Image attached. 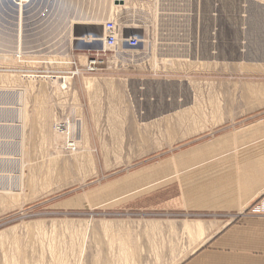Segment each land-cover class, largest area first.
I'll return each instance as SVG.
<instances>
[{
  "label": "rangeland",
  "instance_id": "obj_1",
  "mask_svg": "<svg viewBox=\"0 0 264 264\" xmlns=\"http://www.w3.org/2000/svg\"><path fill=\"white\" fill-rule=\"evenodd\" d=\"M117 1L120 36L139 35V48L83 41L105 37L100 0H36L22 27L0 5V97L8 90L16 109L0 113V264H180L239 216L159 201L207 176L212 163L174 172L189 154L222 157L244 130L264 134V63L246 48L264 33V0ZM101 48L103 69L92 73L88 57ZM60 75L69 77L58 91L49 77ZM78 118L85 141L73 153L54 137ZM147 183L148 202H131ZM170 187L157 200L153 191ZM263 201L244 214H263L254 211ZM198 225L208 228L196 242L185 229Z\"/></svg>",
  "mask_w": 264,
  "mask_h": 264
},
{
  "label": "crops",
  "instance_id": "obj_2",
  "mask_svg": "<svg viewBox=\"0 0 264 264\" xmlns=\"http://www.w3.org/2000/svg\"><path fill=\"white\" fill-rule=\"evenodd\" d=\"M260 131L261 127L257 131L244 130L239 134V137L242 138L240 143L243 145L238 144L237 147L233 145L232 151L228 152L229 149L226 156H213L218 158L219 165L202 169V175H207L199 176L202 182L193 183L186 188L180 186L178 188L180 194L175 195V197H179L178 200L174 199V202L170 203L168 198L174 197H167V201L161 202L165 204L159 207H179L187 211H226L239 215L238 217L233 216L232 221L227 224L225 232L221 234L218 230L214 233L210 240L211 243L205 246L208 249H204L205 247L200 244L192 253L195 256H191L192 258L190 257L188 261L185 260L186 262L183 261L180 264H264V213L252 215L248 212L244 214L249 207L256 205L264 197V134L256 133ZM228 145L230 146L229 141ZM225 162L226 165H223ZM182 168H176L174 172L177 173V169L185 170ZM198 168V166L188 167L186 170L196 169L198 171ZM198 172L196 173L198 174ZM150 187L137 188L136 190L139 191H135V196ZM200 226L198 225L196 230L185 229L186 233L196 242L207 235L208 227ZM182 230L179 231L180 237L184 233ZM154 232L161 234L162 230ZM210 235L208 234L209 237Z\"/></svg>",
  "mask_w": 264,
  "mask_h": 264
},
{
  "label": "bare ground",
  "instance_id": "obj_3",
  "mask_svg": "<svg viewBox=\"0 0 264 264\" xmlns=\"http://www.w3.org/2000/svg\"><path fill=\"white\" fill-rule=\"evenodd\" d=\"M51 1V0H50ZM64 1V0H63ZM247 1H250V0H247ZM33 2H36V0H26L25 2H21V3H18L17 4V2L16 1H14V0H0V5L1 4H5L9 9H11L12 11L11 12H14L15 14H16V18H17V20H20L19 21V23H18V26H20L21 25V27H22V21H23V16H24V14H25V10L27 9V7H29L30 5H31V3H33ZM59 2V1H58ZM57 3V2H56ZM63 3V2H62ZM118 1L117 0H100V2H99V7H100V9H101V11H100V16H96L97 18H96V20L97 21H106V20H113V21H115V23H116V27L118 28L119 26H121L119 23H118V18L116 17V13H117V5H118ZM58 4V3H57ZM60 4V3H59ZM58 4V5H59ZM72 4V3H71ZM80 4V3H79ZM4 5V6H5ZM57 5V6H58ZM252 6V5H251ZM40 7V6H39ZM47 7V6H46ZM64 7V6H63ZM250 7V6H249ZM253 8H257L258 10L259 9H261L259 6H256V5H254L253 4V6H252ZM64 9V8H63ZM48 10V9H47ZM10 12V13H11ZM62 12V11H61ZM90 12H91V10H90ZM30 13V12H29ZM15 14H13V15H15ZM70 14V13H69ZM98 14V13H97ZM26 15V14H25ZM51 15V14H50ZM54 15V14H53ZM13 17V16H12ZM64 17V16H63ZM42 18V17H41ZM52 18V17H51ZM61 18H62V16H61ZM86 19V18H85ZM2 20V19H1ZM64 20V19H63ZM25 21V20H24ZM30 21V20H29ZM73 21V20H72ZM86 21V20H85ZM34 22V21H33ZM32 22V23H33ZM61 22V21H60ZM74 22H75V20H74ZM3 24V23H2ZM36 24V23H35ZM46 24V23H45ZM54 25H56V24H54ZM85 25V24H84ZM16 26V25H15ZM26 26V25H25ZM51 26V25H50ZM32 27V26H31ZM45 27V26H44ZM58 27V26H57ZM20 28V27H19ZM24 28V27H23ZM33 28V27H32ZM50 28V27H49ZM54 28H55V26H54ZM127 28V27H126ZM129 29H135V28H133V27H128ZM33 31H34V28L32 29ZM14 31V30H13ZM19 31H21V28H20V30ZM25 31V30H24ZM52 31V30H51ZM26 32V31H25ZM28 32V31H27ZM49 32V31H48ZM132 32H134V31H132ZM9 34V33H8ZM25 34V33H24ZM50 34V33H49ZM264 34V33H263ZM263 34H256V33H254V39L253 40H251V41H249V42H246V44L248 43H252V42H254V43H261V44H264V35ZM14 35V34H13ZM18 35H22V34H18ZM35 35V34H34ZM25 36H26V34H25ZM29 36V35H28ZM63 36V35H62ZM105 36H106V33H105ZM2 37V36H1ZM12 37V36H11ZM13 37H16V36H13ZM24 37V36H23ZM30 37V36H29ZM36 37V36H35ZM122 37V38H121ZM128 37H129V35H127V37H126V39H125V37H123V36H120L119 38H118V41H117V44L114 46V47H110L109 45H108V43H107V41H106V39H105V37L103 38V39H98V38H93V36L92 35H90V36H87V37H85V38H83V41H85V42H91V41H103L104 42V47L107 49V48H116L117 49V47L118 46H120L121 45V43H123V42H126V40L128 39ZM21 38V37H20ZM25 38V37H24ZM47 38V37H46ZM12 39H18V38H12ZM21 39H23V38H21ZM28 39V38H27ZM38 39V38H37ZM35 40V39H34ZM50 40V39H49ZM77 40V39H76ZM24 41H26V40H24ZM37 41V40H36ZM36 41H34V42H36ZM0 42H2V41H0ZM4 42V41H3ZM10 42L11 43H13L11 40H10ZM19 42V41H18ZM6 43V42H5ZM5 43H3V44H5ZM40 43V42H39ZM50 44V43H49ZM90 44V43H89ZM54 45V44H53ZM24 47H25V45H23ZM35 46V45H34ZM36 46H38V44L36 45ZM123 46V45H122ZM20 47V46H19ZM26 47H28L27 45H26ZM40 47H41V45H40ZM54 47V46H53ZM127 47V46H126ZM3 48V47H2ZM10 48H12L13 49V47H10ZM9 48V49H10ZM16 48V47H15ZM63 48V47H62ZM66 48V47H65ZM74 48V47H73ZM17 49V48H16ZM27 48H25L24 50H26ZM29 49V48H28ZM55 49V48H54ZM53 49V50H54ZM15 50V49H14ZM61 50V49H60ZM124 50V49H123ZM122 50V51H123ZM128 50V49H127ZM3 51V50H2ZM19 51H21V54H22V51H23V48L21 49H17L16 50V54H19L18 52ZM27 51H29V50H27ZM44 51V50H43ZM59 51V50H58ZM64 51V50H63ZM121 51V49H120V52L118 53L117 52V54H122L123 52ZM1 52V51H0ZM24 52H26V51H24ZM32 51H30V52H27V53H31ZM40 52V51H39ZM54 52V51H53ZM55 52H57V51H55ZM1 53H3V52H1ZM0 53V54H1ZM8 53V52H7ZM36 53V52H35ZM37 54V53H36ZM25 55V54H24ZM45 55V54H44ZM56 55V54H55ZM123 55V54H122ZM28 56V55H27ZM62 58V59H65V58H67L68 57V53L67 52H62V53H60V55L58 54V55H56V56H51V57H55V58H60V57ZM4 57V56H3ZM17 57L18 56H16V59H17ZM21 57V56H20ZM120 57V56H119ZM125 57V56H124ZM8 58H10V57H8ZM19 58V57H18ZM19 59H22V58H19ZM125 59V58H124ZM2 60V59H1ZM9 60V59H8ZM11 60H12V58H11ZM10 60V61H11ZM24 60V59H23ZM27 60V59H26ZM16 62L18 61V60H15ZM33 61V60H32ZM125 61V60H124ZM256 61H258V62H261V63H264V55H262L261 56V58H259L258 60H256ZM1 62H3V61H1ZM14 62V61H13ZM123 62V61H122ZM5 63V62H4ZM35 63H37V61L35 62ZM62 64V63H61ZM11 65V64H10ZM63 65V64H62ZM2 68V67H1ZM11 75V74H10ZM31 75V74H30ZM8 77V76H7ZM33 77V76H32ZM35 77V76H34ZM67 77H69V76H50L49 78H51V81L54 83V85L56 86V88L58 89V91H59V89H60V87L62 86V85H64V84H66V81L68 80L67 79ZM30 78V77H29ZM2 79V78H1ZM5 79V78H4ZM8 79H10V77H8ZM15 79V78H14ZM34 78H32V80H33ZM90 80H92L93 82H92V84L95 82V80L94 79H90ZM90 80H89V78H88V82H90ZM6 81V80H5ZM7 81H9V80H7ZM14 81V80H13ZM10 82V81H9ZM90 84H91V82H90ZM91 84V85H92ZM163 84V83H162ZM3 85V84H2ZM164 86V85H163ZM4 88H5V86H3ZM25 88H27V87H25ZM164 88V87H163ZM10 89V88H9ZM8 91V90H7ZM6 90H3L2 91V93H1V97H0V113H1V116L2 117H5L6 118V114H8V116L7 117H10V116H12V115H10V111L12 110L13 112H12V114L14 113V111L16 110L15 108H14V103L12 102V100L11 99H14V98H11V96H9L8 95V92H7ZM15 91V90H14ZM1 92V91H0ZM17 92V91H16ZM24 92H26V93H28L27 91H25L24 90ZM13 94V93H12ZM22 94V93H21ZM14 95H16V94H14ZM23 96H24V94H23ZM12 97H14V96H12ZM26 97V96H25ZM20 101H22V95H21V97H20ZM23 99H24V97H23ZM16 100V99H15ZM19 101V102H20ZM15 102V101H14ZM25 102V101H24ZM19 106H21V105H19ZM18 106V107H19ZM26 106V105H25ZM15 109V110H14ZM22 110H25V108L23 107H21V109L19 108L17 111H18V113H21V115L20 114H18V116L21 118V120L23 119V118H25L27 115H26V113H24ZM14 115V114H13ZM14 117V116H13ZM12 117V118H13ZM4 118V119H5ZM1 119V118H0ZM10 119V118H9ZM80 118H78V119H75V121L76 120H78L77 122H71V121H67L65 124H64V127H63V124H59V126H58V128H61L62 130H60L61 132H60V134H58V133H56L55 132V137H54V141H59V140H61L62 142H63V146H64V148H67V149H70L73 153H75L76 151H77V148L79 147L80 148V146L81 145H83V142L85 141L84 140V137L82 136V135H84L85 133H84V122L85 121H82L83 120V118H82V120L80 119ZM14 120V119H13ZM3 121H5V120H3ZM10 121V120H9ZM12 121V120H11ZM62 121V120H61ZM7 122V121H6ZM17 122V121H16ZM26 122V121H25ZM56 123V122H55ZM22 124V123H21ZM23 125V124H22ZM25 125V124H24ZM24 128V127H23ZM17 129V128H16ZM24 130V129H23ZM25 131V130H24ZM74 131H75V133H77L78 131L80 132V137H73L72 135H74ZM13 132V131H12ZM84 133V134H83ZM25 136V135H24ZM8 139V138H7ZM24 139V138H23ZM264 139V138H263ZM229 148V147H228ZM82 149H84V147L82 148ZM88 150V149H87ZM229 149H227L226 151H224V152H221V153H219L220 155H223V156H226L227 154H228V152H231L232 151V149L230 148V151H228ZM228 151V152H227ZM10 152V151H9ZM3 155V154H2ZM190 156H192V158H194V159H189V160H187V161H189L188 163L186 162V163H182V164H177L180 168L179 169H181L182 167H184L185 166V170L188 168V167H191V168H195V167H199V168H203L205 165H208V164H211L212 163V165H211V167H216L218 164H216L215 162L216 161H218V158H206V159H204L203 158V156H204V154L202 155V156H198V157H196V155H194V154H189ZM188 154L186 155V157L187 156H189ZM194 156V157H193ZM205 157H207V156H205ZM207 161H209V162H207ZM192 163V164H191ZM189 164H191V166H189ZM173 165V164H172ZM182 166V167H181ZM26 167V166H25ZM25 170V169H24ZM176 170V169H175ZM178 171H180V170H178L177 169V173H178ZM190 171V170H189ZM151 183H153V182H151ZM151 183H149V184H151ZM148 184V183H147ZM146 184V185H147ZM148 184V186L150 187L151 185H149ZM179 185V184H178ZM148 186H146V187H144V186H142V189L144 188H148ZM153 188V187H152ZM141 189V188H140ZM149 189H151V187L149 188ZM169 190V191H168ZM167 191H166V193L164 192H160V191H162L161 189H158V190H156V191H153V192H156V194H157V200H161L162 199V197H164V196H168V194H171L172 193V191L174 190V187H170L169 189H168ZM178 190V189H177ZM136 192H138L139 190H135ZM134 191V193H132V194H135L136 192ZM7 192V191H6ZM262 192V191H261ZM9 193V192H8ZM174 193H177V194H180V189L178 190V191H175ZM195 193V192H194ZM259 193V192H258ZM20 194V193H19ZM173 194V193H172ZM182 194H183V192H182ZM192 194V193H191ZM15 195V194H14ZM137 195V194H136ZM141 196V197H140ZM156 196V195H155ZM147 198H149L148 196L147 197H143V195L142 194H139V195H137V196H135V197H133V199L131 200V202L132 201H135V202H137V203H145V202H148L146 199ZM150 198H151V196H150ZM261 198V197H260ZM174 199L175 200H178L179 199V197L178 196H176V197H174V198H168V201L171 203V202H174ZM253 202H254V197H253ZM252 200H250V201H252ZM167 201V200H166ZM260 201H262V199H260ZM260 201H258V203L260 202ZM159 202H162V201H159ZM248 203V202H247ZM257 203V204H258ZM173 205V204H172ZM162 206V205H161ZM250 208V207H249ZM262 208V203L260 204V205H258V206H256V209H261ZM244 210V209H243ZM256 212V211H255ZM90 222V221H89ZM89 225V224H88ZM203 225V224H202ZM200 226V227H203V226ZM90 226V225H89ZM188 227H189V225H188ZM187 227V228H188ZM196 228L198 229V227L196 226ZM204 228V227H203ZM189 230H193V228L191 227V229L189 228ZM194 232V231H193ZM85 245V244H84Z\"/></svg>",
  "mask_w": 264,
  "mask_h": 264
},
{
  "label": "built area",
  "instance_id": "obj_4",
  "mask_svg": "<svg viewBox=\"0 0 264 264\" xmlns=\"http://www.w3.org/2000/svg\"><path fill=\"white\" fill-rule=\"evenodd\" d=\"M18 3L25 2L26 0H14ZM122 28V27H121ZM120 27H116V23L113 20H109L106 25V41L110 47H114L117 44L118 38L121 34ZM123 29V28H122ZM124 34V33H123ZM141 38L139 35H136L134 33H131L128 37V39L125 42V45L130 49H136L141 46ZM106 53L104 49H98L92 53L91 56L88 57V64L87 69H89L90 72L95 73L101 71L103 68V61L101 60L104 56L102 54ZM260 205V204H259ZM254 211L260 212L264 211V201L262 202V208L256 209L254 208Z\"/></svg>",
  "mask_w": 264,
  "mask_h": 264
},
{
  "label": "water",
  "instance_id": "obj_5",
  "mask_svg": "<svg viewBox=\"0 0 264 264\" xmlns=\"http://www.w3.org/2000/svg\"><path fill=\"white\" fill-rule=\"evenodd\" d=\"M254 4V3H253ZM256 6H259L258 4H254ZM253 6V5H252ZM260 8H262L261 6H259ZM261 10V9H260ZM263 16H264V9L263 11H261ZM204 30H205V26H204ZM246 48H247V54H248V57L250 58H253L254 60H258L259 58H261L262 55H264V44H261V43H247L246 44Z\"/></svg>",
  "mask_w": 264,
  "mask_h": 264
}]
</instances>
